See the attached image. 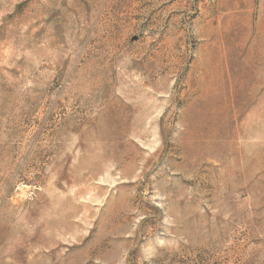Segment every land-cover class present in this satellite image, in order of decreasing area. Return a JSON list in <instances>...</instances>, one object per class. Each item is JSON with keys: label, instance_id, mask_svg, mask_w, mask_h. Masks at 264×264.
Wrapping results in <instances>:
<instances>
[{"label": "rangeland", "instance_id": "1", "mask_svg": "<svg viewBox=\"0 0 264 264\" xmlns=\"http://www.w3.org/2000/svg\"><path fill=\"white\" fill-rule=\"evenodd\" d=\"M0 264H264V0H0Z\"/></svg>", "mask_w": 264, "mask_h": 264}]
</instances>
